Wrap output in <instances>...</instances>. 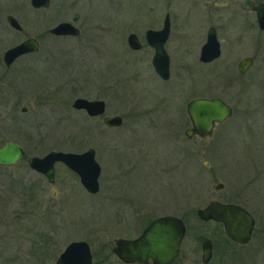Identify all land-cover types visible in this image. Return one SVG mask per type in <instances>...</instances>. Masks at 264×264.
I'll return each mask as SVG.
<instances>
[{"label": "rangeland", "instance_id": "rangeland-1", "mask_svg": "<svg viewBox=\"0 0 264 264\" xmlns=\"http://www.w3.org/2000/svg\"><path fill=\"white\" fill-rule=\"evenodd\" d=\"M188 8L187 0H51L49 9L35 11L29 0H0V146L11 140L26 151L14 166L0 167V264H54L74 240L89 243L93 264H122L113 239H133L164 215L187 227L174 264H203L206 238L215 247L207 264H264V49L243 76L222 61L202 65L201 28L197 14L186 20ZM166 13L170 79L163 81L143 36L160 29ZM8 14L25 35L7 24ZM74 16L78 37L49 33ZM131 32L142 49L128 47ZM29 37L39 41V51L6 67L4 51ZM214 95L233 102L232 117L210 137L187 139V103ZM78 97L105 101V114L120 115L123 124L106 127L102 117L73 109ZM89 147L101 167L100 191L93 195L61 163L54 193L26 162L51 150ZM214 199L251 212L249 244L229 242L219 223L198 219L196 209Z\"/></svg>", "mask_w": 264, "mask_h": 264}, {"label": "water", "instance_id": "water-1", "mask_svg": "<svg viewBox=\"0 0 264 264\" xmlns=\"http://www.w3.org/2000/svg\"><path fill=\"white\" fill-rule=\"evenodd\" d=\"M34 8H47L50 0H30ZM258 10V22L264 28V15ZM77 16L72 21H61L49 29L53 36H78L79 28L75 25ZM7 24L15 31L26 34L25 28L12 14L6 16ZM170 32L169 14L165 15L163 26L159 30L148 29L145 37L153 48L152 66L155 73L164 81L170 79V59L165 49V43ZM127 44L132 50H138L141 43L138 36L131 32L127 35ZM40 49L39 41L29 37L4 51L2 61L6 67H10L19 57L35 53ZM219 55V43L211 32L207 42L202 46L200 60L209 62ZM251 59H246L240 64V70H244ZM72 108L84 111L89 117L103 116L102 122L106 127H119L123 124L120 115H105L106 104L100 99L90 100L83 97L75 98ZM22 108L21 112H26ZM190 126L184 131L187 139L193 136H211L216 123L223 122L232 114V108L222 99L213 97H198L191 99L186 105ZM25 155L24 148L11 140H6L0 146V166L10 167L22 160ZM28 167L45 177L51 184L55 193V165L63 164L67 169L75 173L82 188L89 194H96L100 190L99 177L101 167L96 160V151L89 147L82 152H69L51 150L43 156H27ZM218 183L216 190L222 189ZM197 217L202 221L213 220L223 225L224 232L231 240L246 244L251 239L255 225L253 216L247 209L235 203H222L218 200L210 201L205 207L196 210ZM184 222L177 216H160L134 239H113L112 252L123 262L137 264H173L179 255L181 242L185 236ZM211 258V242L205 240L202 244V263H207ZM54 264H92V252L86 240H74L69 242L58 255Z\"/></svg>", "mask_w": 264, "mask_h": 264}, {"label": "flooded vegetation", "instance_id": "flooded-vegetation-1", "mask_svg": "<svg viewBox=\"0 0 264 264\" xmlns=\"http://www.w3.org/2000/svg\"><path fill=\"white\" fill-rule=\"evenodd\" d=\"M187 1H188V5L190 7V9L188 8V12L190 14L187 15L186 20L190 16L192 18H195L196 14H197L198 23H199L200 28H201V30L199 32L196 31L199 34V35L197 34L199 36L198 37V39H199L198 45H200L199 53H198L199 63H201L202 65H212V64H215L219 61H222L227 66H234L235 65L238 76L239 75L240 76L245 75L248 72L249 68L255 62L256 58H258L260 56L258 53V50L264 49V28H261V26L258 22V13L259 12L257 10V8H260V12H262L264 15V0H187ZM50 3H51V0H50ZM29 4H30V7L35 11L47 10L50 8V5H51L50 4L49 7H47V8H34L31 5L30 0H29ZM167 14H169V13H167ZM164 18H165V16H164ZM169 20H170V15H169ZM170 31H171V20H170ZM211 32L215 35V37L219 43V55L209 62H204V61L200 60V52H201L202 46L207 42L208 36L210 35ZM169 36H170V32H169ZM169 36H168V39H169ZM191 38H193V36H192V33L190 34V31H189L188 32V39H187V42L189 41L188 43L192 42L193 39L191 40ZM143 39H144V43L149 48H151L153 53H154L153 48L147 42V39L145 37V33H144ZM168 39H167V41H168ZM139 41L141 43L140 49H142L143 43L141 42L140 39H139ZM167 41H166V43H167ZM166 43H165V45H166ZM250 46L254 49V52H252V53H250L249 49H248V47H250ZM165 49H166V47H165ZM238 49H239V54L237 53ZM248 58L251 59L249 65L246 68H244V70L241 71L240 67H239L240 64L242 63V61H244ZM228 70H229V68H227L225 70V74H227ZM234 77L235 76H233L232 79H227V81L229 83H232L233 80H235ZM229 85L232 86L231 84H229ZM213 97L220 98L225 103H227L228 105L231 106L232 114L226 120L223 121V122H226L233 115V112H234V108L232 105L233 102L228 101L227 99H224L223 97H220L219 95H214ZM206 98H211V97H206ZM223 122L216 123L214 128H213V132H214L216 126L218 124L223 123ZM213 132H212V135H213ZM222 203H233V202H222ZM249 213L251 214L250 211H249ZM156 218H158V217H156ZM156 218H154V219H156ZM154 219H151L147 223V225L151 221H153ZM181 220L184 222L183 219H181ZM211 221H213V220H211ZM203 222H208V221H203ZM213 222H215V221H213ZM216 223H219V222H216ZM184 224H185V222H184ZM219 224L223 228V225L221 223H219ZM185 228H187L186 225H185ZM254 230H255V225H254V228H253V231L251 234V239L246 244H239V243L231 240L228 236H226L225 232H224V234H225V236L229 242L236 243L240 246H244V245H247L251 242V240L253 238ZM223 231H224V229H223ZM185 235H186V232H185ZM183 240H184V238H183ZM183 240L181 242V246H182ZM205 240H210V239L206 238L201 243V260H202V244ZM210 242H211V258L207 263H209L213 259V256H214V248L215 247H214V244L212 243L211 240H210ZM181 246H180L179 255L181 253ZM179 255H178V257H179ZM177 258H176V260H177ZM118 260L122 264H137V263H126V262L121 261L119 258H118ZM207 263H205V264H207ZM173 264H174V262H173Z\"/></svg>", "mask_w": 264, "mask_h": 264}, {"label": "trees", "instance_id": "trees-1", "mask_svg": "<svg viewBox=\"0 0 264 264\" xmlns=\"http://www.w3.org/2000/svg\"><path fill=\"white\" fill-rule=\"evenodd\" d=\"M36 131V130H35ZM29 132V131H28ZM32 132V131H31ZM36 132H39V131H36ZM1 168H4V167H1Z\"/></svg>", "mask_w": 264, "mask_h": 264}]
</instances>
